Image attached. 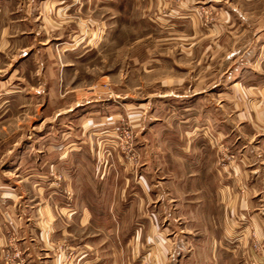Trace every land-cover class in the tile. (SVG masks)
Listing matches in <instances>:
<instances>
[{"label":"rangeland","instance_id":"obj_1","mask_svg":"<svg viewBox=\"0 0 264 264\" xmlns=\"http://www.w3.org/2000/svg\"><path fill=\"white\" fill-rule=\"evenodd\" d=\"M263 29L264 0H0V264H264V179L234 214L186 194L185 143L159 124L178 137L163 96L214 97L234 67L259 69ZM227 101L208 154L264 171L263 108L249 125Z\"/></svg>","mask_w":264,"mask_h":264},{"label":"crops","instance_id":"obj_2","mask_svg":"<svg viewBox=\"0 0 264 264\" xmlns=\"http://www.w3.org/2000/svg\"><path fill=\"white\" fill-rule=\"evenodd\" d=\"M255 41L259 44L258 47H264V29L258 34ZM263 69L264 64H261L259 69L256 70L254 62L249 60L238 69H235V67L233 68L230 73L231 76L227 80L226 90L214 89V97H217V99L222 97L223 91L226 92L228 101L226 107L227 110L225 111L234 109L232 115L235 116V118H246L249 125L253 122V118L250 116L251 112H253L254 115H257V109L263 108L264 110ZM240 89L244 92L239 91ZM242 93L248 94L250 98V100L247 101L248 103H239V101H237ZM214 97L202 92H193L192 94H185L182 96H163L162 102L165 105L163 107H166L170 112L176 110L180 113L178 120L176 119L178 121V137L174 136V133L171 134V131L175 130L170 126L171 123L162 122L159 124L163 129V141L169 140V144L170 141L172 144L173 142H177L176 138H179L185 143V145L181 147L184 154L177 156L180 159V163L185 168V172H183L180 167V173H183L184 175L180 176L181 178L176 181V184L191 190H186V194L203 193L206 195H214L216 198L220 195L221 197L223 196L222 204L225 205L224 207H227V211L234 214L238 208V203L236 205V199L234 198L243 195V199L240 200V205H242L243 208L249 206L251 201L247 200L245 196L250 193V191L254 192V188L261 186L263 188L262 180L264 179V171H257L262 164H260L261 162H258V158L254 155L243 156L240 162L242 166L237 168L233 167L231 171L226 170V172L223 170L220 172L217 169L215 166L216 155L213 156L208 153L213 150L211 149L213 148V141H217L216 139L219 136L220 125H224L220 124L223 122H219L217 118L220 112L223 113L224 107L222 108L218 105V102H214ZM242 97H244V95ZM238 106L240 107L241 112L236 113ZM92 108H94L93 110L96 108V111L101 109L99 106ZM227 117V120H229L230 117L228 115ZM235 118H231L230 122L226 120L225 125L226 131L230 133V135H233V138L237 136L236 128L239 129L238 125H240H236ZM155 124L156 123L153 125ZM159 124L157 123L156 126H159ZM237 140H239L238 137ZM262 168H264V165ZM254 175L258 177L259 181L256 180L252 182ZM212 180H214L213 183ZM207 183H211L209 189ZM200 187H203L204 190H201ZM205 187L207 188L205 189ZM198 188L201 191L198 190ZM226 200L227 202H224ZM195 208L198 210L199 207L195 206ZM227 222L228 221L226 220L225 223L227 224ZM201 223L205 225L203 220ZM256 225L264 229V219L256 220ZM207 238L208 236H205L202 239V243L204 241V245L206 244L211 251H215V243L217 241L207 240ZM209 248L204 246L202 250L205 252ZM29 255V258L34 261V256H32L31 251L29 252ZM85 258L86 254L81 252V255H78L76 264H86L84 262Z\"/></svg>","mask_w":264,"mask_h":264},{"label":"built area","instance_id":"obj_3","mask_svg":"<svg viewBox=\"0 0 264 264\" xmlns=\"http://www.w3.org/2000/svg\"><path fill=\"white\" fill-rule=\"evenodd\" d=\"M263 122H264V119H263Z\"/></svg>","mask_w":264,"mask_h":264}]
</instances>
